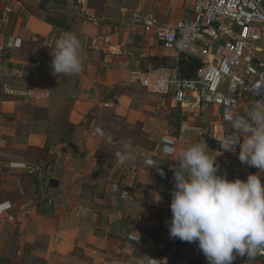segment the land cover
Segmentation results:
<instances>
[{
	"label": "crops",
	"instance_id": "1",
	"mask_svg": "<svg viewBox=\"0 0 264 264\" xmlns=\"http://www.w3.org/2000/svg\"><path fill=\"white\" fill-rule=\"evenodd\" d=\"M34 3L0 0V12L11 10L4 39L21 43L7 55L0 80H11L20 91L51 92L47 100L0 95V204L12 203L17 214V222L0 233V264L206 259L198 242L170 236L161 208H170L178 161L163 150L197 142L201 135L194 128L207 132L218 125L222 108L191 113L170 100L165 109L166 97L149 95L132 78L134 71L176 65L180 55L134 27L136 15L173 25L192 16L195 0H90L87 7L60 0L69 9L58 14H42ZM69 32L82 42L83 71L54 75L51 51ZM10 72L17 77H7ZM252 102L241 101L240 110L250 111ZM129 141L135 159L121 165L116 153ZM206 143L219 170L232 171L235 179L246 181L259 171L235 154L221 166L216 148ZM150 156L158 167L146 163Z\"/></svg>",
	"mask_w": 264,
	"mask_h": 264
},
{
	"label": "built area",
	"instance_id": "2",
	"mask_svg": "<svg viewBox=\"0 0 264 264\" xmlns=\"http://www.w3.org/2000/svg\"><path fill=\"white\" fill-rule=\"evenodd\" d=\"M75 1L87 7L90 0ZM10 13L7 6L0 12V68L4 67L9 52L21 46L18 41L4 39ZM135 26L143 27L154 35L163 47L198 58L203 65L190 79L181 76L178 66H171L148 72L134 71L133 80L149 93L168 97L176 105L189 108L191 113L197 108H222L223 115L218 125L207 129V132L198 127L194 129L214 145L221 166L230 162L234 154L239 156V146L235 153L223 151L218 140H222L224 131L225 135L235 131L230 122L224 121L227 110L235 109L244 115L239 107L241 101H264V0H195L192 16L173 25L161 24L153 15L137 14ZM186 29H190L189 34L194 38L189 47L181 51L176 44ZM102 41L109 43L110 38ZM6 75L11 79L17 77L14 72ZM0 95L47 100L51 92L20 91L11 80H0ZM149 158L154 160L153 156ZM18 166L34 172L33 167ZM217 174L235 180L232 171L219 170ZM115 190L120 191V188L117 186ZM125 192L121 190L123 197L128 196L124 195ZM161 211L171 223V208L163 206ZM16 217L12 203L0 204V233L6 225L15 224ZM255 261L264 264V255H257Z\"/></svg>",
	"mask_w": 264,
	"mask_h": 264
},
{
	"label": "clouds",
	"instance_id": "3",
	"mask_svg": "<svg viewBox=\"0 0 264 264\" xmlns=\"http://www.w3.org/2000/svg\"><path fill=\"white\" fill-rule=\"evenodd\" d=\"M186 29L177 48L189 47L194 36ZM51 68L54 75L71 76L83 71L85 56L80 38L74 33H65L51 51ZM224 121L230 122L235 131L223 134L218 140L223 151L235 153L239 146V160L259 171L247 180H229L221 176L217 156L201 137L184 148L168 146L164 153L178 161L174 168V190L172 192V219L170 236L183 242H198V247L209 264H233L237 255H247L249 261L264 255V101L254 100L250 111L241 115L235 109L225 112ZM131 141L123 151L117 152L119 164L135 159L130 148ZM221 154V153H220ZM150 167H158L151 158L146 159ZM161 176L164 172L161 170ZM128 195L127 192L124 193ZM161 197L155 196L159 203ZM148 258V264L157 260Z\"/></svg>",
	"mask_w": 264,
	"mask_h": 264
},
{
	"label": "rangeland",
	"instance_id": "4",
	"mask_svg": "<svg viewBox=\"0 0 264 264\" xmlns=\"http://www.w3.org/2000/svg\"><path fill=\"white\" fill-rule=\"evenodd\" d=\"M34 1H35V3L33 4V6H37V7L44 9L42 14L43 13L48 14L49 12L52 13V11L55 12L56 14H58L60 12L62 13L63 11H66L69 9L65 5L58 3L60 0H54V3H53V0H48V1L47 0H34ZM63 2H64V0H61V3H63ZM104 38H107V37H104ZM104 38H102V39H104ZM108 38H110V37H108ZM102 39H101V41H102ZM146 92L149 95H153V94L149 93L147 90H146ZM162 98H164V97H162ZM164 99H165V109H166L172 103L170 101L171 100L170 98L166 97ZM202 264H209V262L206 259H204V260H202ZM233 264H257V262L255 261V259L249 261V257L247 255H245L243 257L237 256L236 259L233 261Z\"/></svg>",
	"mask_w": 264,
	"mask_h": 264
},
{
	"label": "trees",
	"instance_id": "5",
	"mask_svg": "<svg viewBox=\"0 0 264 264\" xmlns=\"http://www.w3.org/2000/svg\"><path fill=\"white\" fill-rule=\"evenodd\" d=\"M202 65L203 63L200 59L191 57L184 53H180L177 64L173 66H178L179 72L182 77L190 79L195 77L197 71L202 67ZM188 264H202V260H193Z\"/></svg>",
	"mask_w": 264,
	"mask_h": 264
}]
</instances>
